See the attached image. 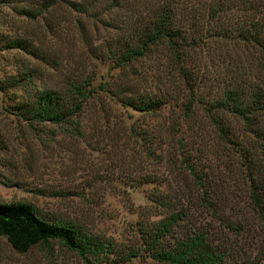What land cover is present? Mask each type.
Segmentation results:
<instances>
[{
	"label": "rangeland",
	"instance_id": "obj_1",
	"mask_svg": "<svg viewBox=\"0 0 264 264\" xmlns=\"http://www.w3.org/2000/svg\"><path fill=\"white\" fill-rule=\"evenodd\" d=\"M178 1L196 16L211 3ZM153 8V0H0V204H27L38 218L84 235L102 248L91 256L94 264H159L147 256L144 233L172 213L181 220L166 243L197 229L225 264H264V224L250 210L243 173L214 120L248 147L256 148L255 137L240 119L205 105L230 76L264 89L255 51L221 37L249 14L240 5L201 20L207 38L190 56L200 79L190 96L167 76L163 47L115 65L118 42ZM15 39L29 49L9 47ZM83 79L94 95L66 124L29 123L16 111L36 90L64 92ZM164 92L175 98L156 112L118 99ZM258 121L262 126L264 115ZM161 199L167 205L159 207ZM0 264L84 263L56 240L17 253L0 237Z\"/></svg>",
	"mask_w": 264,
	"mask_h": 264
},
{
	"label": "trees",
	"instance_id": "obj_2",
	"mask_svg": "<svg viewBox=\"0 0 264 264\" xmlns=\"http://www.w3.org/2000/svg\"><path fill=\"white\" fill-rule=\"evenodd\" d=\"M153 1L154 8L149 15L137 19L140 21L131 25L128 35L118 42V54L114 60L118 68L147 58L152 49L163 47L167 54V76L179 79L182 88L192 96L198 90L200 79L194 75L197 69L194 63L196 58L191 59L190 56L203 47L207 38L206 29L204 32L201 30V20L205 19L207 23L217 20L220 12L224 13L232 8L240 11V5H244L250 19L242 26L224 30L221 37L234 40L233 45L240 42L249 50L255 51L259 72L264 76V0H211L205 16L204 13L198 16L193 14L188 4L180 9L178 0ZM8 45L13 49H29V45L19 39L9 41ZM187 63L192 67L189 68ZM253 69L249 71L258 70ZM14 83L15 81L12 85ZM224 84L219 95L213 96L205 105L209 112L228 114L240 119L247 132L255 137L256 148L248 147L238 139L229 138L220 119L214 120L220 135L219 141L228 146V150L238 161V169L243 173L250 210L264 224V124L260 126L258 121L259 115H264V89L256 92L257 85H248L245 78L242 80L232 76ZM92 95L94 92L90 88V82L83 79L70 82L64 92L36 90L30 100L17 105L16 111L23 121L29 123L66 124L82 111ZM174 98L172 93L170 95L169 92H164L160 96L118 99L124 106L147 113L158 111L169 99ZM190 107L191 105L186 106L187 113L190 112ZM156 202L160 203L159 207L167 205L162 199ZM180 220L178 214H168L152 230L144 233V245L149 258L159 264H225L224 253L200 230L189 231L166 243L167 237ZM0 237L17 253H24L37 244L56 240L75 252L84 264H94L91 256L97 249L102 250L97 246L93 248L87 237L79 235L71 227L38 218L34 210L23 203L0 204ZM134 256L127 255V258Z\"/></svg>",
	"mask_w": 264,
	"mask_h": 264
}]
</instances>
